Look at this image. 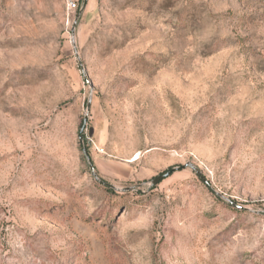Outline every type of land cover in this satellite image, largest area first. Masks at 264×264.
Here are the masks:
<instances>
[{"label":"rangeland","instance_id":"rangeland-1","mask_svg":"<svg viewBox=\"0 0 264 264\" xmlns=\"http://www.w3.org/2000/svg\"><path fill=\"white\" fill-rule=\"evenodd\" d=\"M84 2L0 0V264H264V0Z\"/></svg>","mask_w":264,"mask_h":264},{"label":"water","instance_id":"water-1","mask_svg":"<svg viewBox=\"0 0 264 264\" xmlns=\"http://www.w3.org/2000/svg\"><path fill=\"white\" fill-rule=\"evenodd\" d=\"M85 5H86V0H85V2H84V4H83L82 8L80 9V12H79L78 16L76 17V20L79 18V16H80L81 13L83 12V10H84V8H85ZM74 25H75V24H74ZM88 107H89V104H88ZM86 122H87V118L85 117V118L83 119V124H82V128H81V133H82L83 130H84V127H85ZM90 134H91V132H90ZM91 170H92V169H91ZM171 173H172V170H170V171H166V172H164L163 174H161V175L157 176L156 178H154V179L151 181V183H152V184H156V183H158L159 181H161V180H163L164 178H166L167 176H169Z\"/></svg>","mask_w":264,"mask_h":264},{"label":"built area","instance_id":"built-area-1","mask_svg":"<svg viewBox=\"0 0 264 264\" xmlns=\"http://www.w3.org/2000/svg\"><path fill=\"white\" fill-rule=\"evenodd\" d=\"M75 0H67V7L68 9H74L75 8Z\"/></svg>","mask_w":264,"mask_h":264},{"label":"bare ground","instance_id":"bare-ground-1","mask_svg":"<svg viewBox=\"0 0 264 264\" xmlns=\"http://www.w3.org/2000/svg\"><path fill=\"white\" fill-rule=\"evenodd\" d=\"M135 159H137V158H135Z\"/></svg>","mask_w":264,"mask_h":264}]
</instances>
